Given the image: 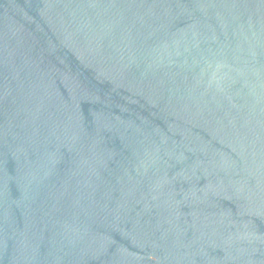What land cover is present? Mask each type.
I'll use <instances>...</instances> for the list:
<instances>
[{
  "label": "water",
  "instance_id": "water-1",
  "mask_svg": "<svg viewBox=\"0 0 264 264\" xmlns=\"http://www.w3.org/2000/svg\"><path fill=\"white\" fill-rule=\"evenodd\" d=\"M0 264H264V0H0Z\"/></svg>",
  "mask_w": 264,
  "mask_h": 264
}]
</instances>
